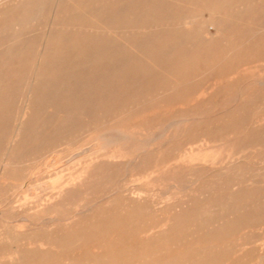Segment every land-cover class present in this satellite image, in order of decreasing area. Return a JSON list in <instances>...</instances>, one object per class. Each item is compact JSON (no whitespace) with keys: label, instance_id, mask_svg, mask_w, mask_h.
I'll use <instances>...</instances> for the list:
<instances>
[{"label":"rangeland","instance_id":"1","mask_svg":"<svg viewBox=\"0 0 264 264\" xmlns=\"http://www.w3.org/2000/svg\"><path fill=\"white\" fill-rule=\"evenodd\" d=\"M52 1L44 0V15L39 21L32 22L34 31L26 36L24 48L19 54L9 59L2 55L4 50L0 53V134L2 118L7 116L8 111L13 113L10 119L12 123H16L18 119L20 121L23 106L34 89L33 80H21V77L27 72L35 73L38 68L36 58L41 55L38 47L46 43L52 28L51 21H45ZM115 1L117 0H92L91 4L103 3L111 6ZM143 1L146 5H151L153 11L144 17L141 26L130 33H108L100 28L103 22L91 23L88 20L81 21L80 25H84V28H77L75 31L68 26L59 27L57 43L51 49H57L60 60L46 70L51 79L60 80L64 75L57 74L61 61L70 59L77 51L81 55L82 52L88 54V36L103 43L116 41L117 38L127 39L129 43L138 40L146 42L143 44L146 47L137 49L138 46L136 48L131 44L133 49L126 47L119 54L111 51L107 56L98 57L89 64L82 74L85 77L90 73L95 75L98 71L104 73L105 68L113 65L120 55L129 58L124 71L116 74L113 79L106 80L105 84L101 83L103 80L95 81L97 83L94 80H90L91 83L77 80V85H82L75 89L77 86L72 80L63 78L59 92L56 93L61 96L67 88H74L70 94H82L80 99L75 98V103L84 100L82 98L87 94L88 98H101L105 102L102 112L117 119L122 129L130 132V137L123 138L116 127L95 132L90 141H94L96 153L106 156L115 153L118 157L115 159L122 161L136 158L128 166L126 163H102L104 168L110 169L108 185L96 180L95 176L86 184H76L73 187L71 185L57 200L50 198L52 192L57 190V183L65 180L64 177L68 175L77 181L74 174L69 173L73 171V166L67 159L77 151L76 143L80 140V134L78 132L70 140L60 139L50 145L42 144L38 155L25 160L17 171L1 177L0 169V228L3 225L12 230L17 228L25 231V235L32 240L56 235L63 241L75 231L84 234L85 241L77 248L65 247L58 253H46L47 257L55 258L59 262H65L67 257L83 259L89 254L98 257L102 254L104 244L112 246L118 243L125 245L127 250L118 252L116 256H127V260L133 255H139L138 260L176 255L175 261L179 264L264 262L261 257L264 255V0H232L226 5L217 4L218 8L214 9L213 15L225 16L230 21L229 29L221 33H216L211 25L207 27L208 31L204 28L198 31L197 27L198 22L210 18V9H205V6L208 7L214 0H166L164 7L158 9L161 10L158 15L153 12L156 10L155 4L161 0ZM2 2L12 9L11 12L0 15V42L5 48L6 45L16 48L23 44L19 39L20 30L9 23L19 13L20 7H15L18 0ZM77 11L72 10L73 16ZM88 27L90 29H86ZM192 27L193 31L190 30ZM184 31L188 33H183ZM203 33L210 40L202 41L199 36ZM115 34L117 37H113ZM149 39L152 40L150 44ZM180 39L183 42H179ZM171 42L177 46L168 55L169 58L157 68L150 66L149 61H156L163 46ZM71 44L78 46L71 49ZM5 67L8 68V74L4 73ZM155 85L156 90L153 87ZM49 89L45 87L41 94ZM137 89L142 92L137 93L136 97L134 93ZM99 92L101 97H97ZM154 107L156 110H152ZM59 109L64 111L61 107ZM140 112L144 116H140ZM172 122L176 130L173 129ZM169 124L171 125L167 127ZM106 139L110 144L107 142L108 146L104 147ZM117 141L120 143L117 144ZM2 150H6L3 144L0 145V155ZM189 150L190 154H187ZM213 154L217 155L216 158ZM55 159L64 168L65 176L53 174V163L57 162ZM154 161L158 166L159 176L155 182V206H152L148 189L150 166ZM140 186L146 191L143 192L144 204L139 216L150 220L153 224L151 226L134 227L112 223L105 227H85L71 226L65 221L50 222V215L55 214L50 213L52 211L63 217L73 216L67 209L69 205H78L80 208L95 201L99 205L111 206L112 217L121 218L128 215L120 213L126 207L114 204L111 199L120 193L130 203L133 201L132 190ZM245 204L254 208L252 215L247 212L229 213L234 208L242 210ZM22 216H27L28 220H24ZM22 222L26 223L22 225ZM98 232H105V235L94 236ZM135 250L139 253L136 254ZM33 254L37 255V252ZM227 258L230 260L225 261ZM134 262L136 261L131 260L123 264Z\"/></svg>","mask_w":264,"mask_h":264},{"label":"bare ground","instance_id":"2","mask_svg":"<svg viewBox=\"0 0 264 264\" xmlns=\"http://www.w3.org/2000/svg\"><path fill=\"white\" fill-rule=\"evenodd\" d=\"M229 2H232V0H214L211 5H208V7L206 5L205 9H207V10L210 9V16H209L210 18L208 20L206 19V20H202V21L198 22V25H199V26H197L198 31L199 30L201 31L202 28L207 30V27L209 25H211L212 28L213 29L215 28V30L217 31L216 33L226 32V30L229 29V27H230V21L225 16L213 15V13H214L213 11H214V9L218 8L217 4L221 3V5H222V3H223L224 5H226ZM91 3H92V0L91 1L90 0H86V1L85 0H80V1H77V0H53L51 2L50 12H49L48 16L45 17V21H47V20L51 21L52 28H51L50 36H49L48 40L46 41V43L44 45H40L38 47V50L41 53L40 57L36 58L38 68H37L35 73L27 72V73L23 74L21 77V80H33V82H34V89H32L30 97L28 98V100L26 101V103L23 106L24 111L21 113L22 118L20 119V121H18L19 120L18 119V120H16V123H12L10 119H12L11 116L13 115V113L11 111H8L9 113L7 114V116H4L2 118V134H0V145L3 144L4 147L6 148V150H2V154L0 155L1 177H4L5 175H7L8 173H11L13 171H17L19 165L22 164L25 160H29L32 157L37 156L42 144L44 145V143H45V145H50L55 140H60V139L70 140L72 137L77 136L78 132H79L80 140H78L76 143L77 144L76 145L77 151H74L67 159V162L72 164V166H73V169H72L73 171L71 170L72 172H69V173L74 174L73 177L75 176L77 181L73 180L71 178L72 176L70 177V175H68L66 177L65 176L66 173L64 174V168H62L61 164H59V161H57V159H55L57 162H54L55 160H52L54 162V163L52 162L54 165L52 167L54 170L53 174L59 175V176H62V175L65 176L64 177L65 180L60 181V182L58 181L59 183H57V185H56L57 190H54V192H52V194L50 193L51 194L50 198L57 199V200L59 199V197H61L62 195H64L67 192L66 190L71 185L73 187L76 184H80V185L86 184L91 180V178H93L95 176H96V180H100V181H102V183H105L108 185L109 175H110V173H108V171L110 169L107 170L106 168H104L105 166H103L102 163H104V162L117 163V164H125L126 163V166H128L127 164L133 162L134 159L136 158L135 157L134 159H128L127 161H122V159H115V158H118L117 155H115V153L110 154L109 156L108 155L107 156L106 155H100V154L96 153V150H95L96 146L93 143L94 141L93 142L90 141L91 135L94 134L95 132H101L102 130L108 129L109 127H116L117 129H119L117 131H119L120 135L123 138L124 137L125 138L130 137V134H129L130 132H127L125 129H122V125L120 124L119 121H117V119L113 118V116L108 117L109 114L107 112H102L103 108L105 107V102L103 103V100L101 98H99V99L88 98L89 96L87 94L82 98L84 100H79V103H75L76 99L77 98L80 99L82 94L81 95L80 94L79 95L78 94H76V95L70 94L69 92L74 88H71V87L67 88V91H65L63 94L61 93L62 94L61 96L56 95V93H57V91L59 92L58 88L61 86V84H62L61 80H63V78H64V80H72V82L74 84H76V86H77V87H75V89L80 88L79 86L82 85V84H80L78 86L77 80H82V82H83V80H87L90 83L92 80H94V83H97L95 81L99 80L101 82V80H103V82H101V83L105 84L106 80H111L116 76V74L122 73L124 71L126 65L128 64L129 58L124 57L123 55H120V58H117L112 63L113 65L110 64L108 67L105 68L104 73H100L98 71V73H96L95 75L90 73V74H87V76L85 77L82 74L84 73V70L88 68L89 64L91 62L95 61V59L98 57H102L104 55L107 56V54L110 53L111 51L114 54H119V51L121 49H126V47L132 48V47H130L131 44H134V46L136 48L138 46L137 49H140V47L142 48L145 46V45L143 46V44H146V42H144L143 40H138V41L129 43V41L127 39L117 38L116 41H118V42H116L114 40H110L108 42L103 43L100 40H96L95 38L92 39L91 37L88 36L87 37L88 39H86V48L88 50V54L85 55V53L82 52L83 55H81L77 51V53L72 55V57L70 59H64L63 61H61L62 63L59 66V70H58L57 74H61V75L64 74V75H63V77H61L60 80H58L57 78L55 80L51 79V77L47 76V73H46V70L48 69V67L55 65L57 62L59 63V60H60V57H59L60 54H58L57 49L54 48V50H52L54 44L57 43V33L59 31V27L64 25V26H68L70 29L75 31L77 28H84L83 27L84 25H80L81 21L88 20L91 23H94V21H96L98 23L103 22V23H101L100 28H102L103 31L108 32V33H113V32L114 33L119 32L120 34L121 33H130V31H134L139 26H141L142 20H144V17L147 16L151 11H153L151 9V5H146L143 0H117L111 6H107V4H103V3H97L99 5H94V3L93 4H91ZM166 3H167L166 0H161V2H159L158 4H155L156 10H154V12H153L154 15H158V13L161 11L158 9H160V8L162 9V7H164V5ZM206 3H207V1H206ZM15 7H17V8L20 7V10H18L19 13L15 15L16 18L12 22H10V23L8 22V23H9V25H12V27H15L16 29L20 30L19 39L22 40L21 42L23 44H20V46H17L16 48H13V47L6 45L7 48H5L3 43L0 42V53L2 50H4V51H2V52H4L2 55L8 57L9 59L16 56L17 54H19L20 50L22 48H24L26 36H29V34L34 31V29L32 28L34 23H32V22H36V21H39L40 19H42L44 12H45L46 5H45L44 0H18V3L16 4ZM11 9L12 8L10 6L8 7V4L6 5L2 2V0H0V15L5 14V13L7 14L8 12H11ZM53 10H54V12H53ZM72 10L73 11L78 10L77 12H75L74 16L72 14ZM52 12H53V15H52ZM185 17H186V15H185ZM187 17H188V15H187ZM195 17H198V16H195ZM177 21L180 23L179 19ZM195 22H197V21H195ZM3 23H5V22H3ZM176 26H179V24ZM85 27H87V26H85ZM86 29H90V27H88ZM190 30L193 31V27ZM185 32L186 31H184L183 33H185ZM186 33H188V32H186ZM113 37H117V35L115 34ZM182 38H185V37H182ZM199 38L202 41L210 40V37L206 33L205 34L203 33V35L199 36ZM150 39L148 40V44L152 43V40H150ZM179 42H183V40L180 39ZM195 42H196V40H195ZM174 44L175 43L172 44V42H171L169 45L163 46L162 50H160V54H159V57L157 58V60L156 61L150 60L149 65L151 64L150 66H152L154 68H157V66H160L161 65L160 63L167 60L169 58L168 55H170L172 53L173 49L176 48L175 46H177V44L176 45H174ZM76 46H78V45L77 44H71L70 47H71V49H73ZM80 46L82 47L84 45H80ZM50 50H52V52H50ZM135 53H137L136 50H135ZM215 54H216V52H215ZM130 55H132V54H130ZM160 72H163V70ZM4 73L8 74V68L7 67L4 68ZM136 78H137V76H136ZM174 82L176 83V80H174ZM177 84H179V83H177ZM155 86H153V87L156 90L157 86H156V88H155ZM45 87L50 88V89L48 92L42 93L44 95L43 96L41 94V91H43L45 89ZM153 87H152V89H153ZM211 88H213V85ZM140 91L142 92V90L137 89V91L134 93V95L137 97L138 94L140 93ZM149 91L152 92V90H149ZM60 92H62V90H60ZM40 94H41V96H38ZM99 95L97 97H101L102 94L99 92ZM139 99H141V97H139ZM146 99H148V98H146ZM149 99L154 100L153 97H149ZM172 101H174V100L172 99ZM193 101L194 100L192 99V102ZM71 102H73V104H71ZM139 104H141V102H139ZM181 105H182V103H181ZM60 107H61V109L63 108L64 111L60 110L59 109ZM173 108L174 107H172V109ZM152 110H156L155 107ZM141 113L142 112H140V114H139L140 116L143 115V113L142 114ZM131 115L129 117H131ZM139 115H137V116H139ZM134 116H136V115H134ZM115 117H119V116H115ZM191 120L192 119H190V121ZM196 120H197V118H196ZM185 122H187V121H185ZM170 125L171 124H169L167 127H169ZM172 125H173V122H172ZM176 126H178V125H176ZM174 127H173V129L176 130V127L175 128ZM178 129H179V127H178ZM114 131H116V130H114ZM224 131H225V129H224ZM157 132H158V127H157ZM150 133H152V132H150ZM260 133H263V132H260ZM161 135H162V133H161ZM173 136H174V131H173ZM99 137H97V138H99ZM101 137L103 139H105L104 136H101ZM133 137H135V136L133 135ZM152 137L154 138L155 136H152ZM246 137L247 136H245V138ZM102 138H100V139H102ZM100 139H99V141L102 142V140H100ZM126 140H129V139H126ZM136 140L139 142L142 141V140H138V139H136ZM146 140H145V142L148 141V140L147 141ZM107 142H108V139H106V143H105L104 147L108 146V143L110 141L108 143ZM118 143H120V141H117V144ZM142 143H144V141ZM142 145H144V144H142ZM135 147L137 148V146H135ZM150 147H152V146H150ZM143 148H144V146H143ZM248 148H250V147H248ZM104 149H106V148H104ZM115 149H117V148H115ZM134 150H135V148H134ZM190 150L187 152V154L190 152ZM185 151H187V149ZM219 151L220 150H218V152ZM131 152H132V150H131ZM218 152H217V155H218ZM228 152H230V151H228ZM117 153H119V152H117ZM202 153H203V151H202ZM152 154H154V153H152ZM182 154H184V152ZM215 155L213 154V157H215ZM180 156L182 157V155H180ZM185 156H187V155H185ZM195 156H194V158H195ZM154 157H155V155H154ZM181 157H180V160H181ZM208 157L210 158L211 155ZM176 160H178V159L176 158ZM182 160L184 161L185 159H182ZM206 160L207 159H205L204 161H206ZM188 161H189V159H188ZM212 161L213 160L211 158V162ZM189 162H191V161H189ZM194 162H195V160L192 163H194ZM48 166H50V165H48ZM150 169L151 170L149 171V173H150L151 179L149 182L150 188L148 189V192L150 194V197H151L150 200L151 201L149 200V202L152 204V206H155V204H154L155 203L154 195H155V191H156V183L155 182L159 176V169H158V166H157L155 161H154V163L151 164ZM148 170L149 169H147V171ZM198 170H200V168ZM146 176H147V174H146ZM134 180H135V178H134ZM136 180L138 181L137 177H136ZM142 180H144V179H142ZM132 183H134V181ZM31 187L32 186H30V189L32 190ZM50 188H51V186H50ZM104 190H106V189H104ZM145 191L146 190L142 186L132 190L131 194H132V200L133 201H130V203H127L126 199H124L122 194H120V193L117 194L113 199H111V201L113 200L114 204H118V205L126 207L123 210H120V213H128V215H125L121 218L112 217L113 212H112L111 206L99 205L95 201L89 205L81 206L80 208L78 207V205L77 206L76 205H74V206L69 205L67 207V209H68V211H70V214H73V216L67 215L66 217H63L59 213H57L56 211H52L50 213H55V214H53V215L51 214L49 219H50V222H52V223H56L59 221H65V223H68L71 226L80 225V226H85V227H95L97 225L105 227L106 225L108 226L112 223H114V224H120V223L128 224V225H132L134 227H139V226H144V225L151 226L152 223L150 220L144 219V218H142V216H139V211H141V208L144 204L142 196H143V194H145V193H143ZM206 191H208V190H206ZM22 194H24V192ZM28 195H30V194H28ZM48 197H49V195H48ZM26 199H28V197H26ZM44 202H45V200H44ZM106 204H108V203H106ZM39 205H41V204H39ZM37 208H38V206H37ZM253 210H254L253 207L250 208L249 204H245L242 207V210L239 208H234V209H232V212L230 210L229 213L233 214L236 212H240V213L247 212V213H251V215H252ZM46 216H48V214ZM22 218L24 220H28L27 216H22ZM24 223H26V222H24ZM24 223L22 222V225H24ZM18 224H19V222L17 223V225ZM164 224L166 225L167 222L163 223V225ZM20 226L21 225H19V227ZM166 227H164V228H166ZM19 229H21V228H19ZM151 229H152V227H151ZM25 234H26L25 231L17 230V228H16V230L15 229L12 230L10 227L4 226V225L2 228H0V264H123V263H128L131 260L136 261V262H134V264H179L177 261H175L177 259V258H175L176 255L174 257L167 255L165 257H160V258L154 257V258H150V259L145 258L142 260H138L139 255H133L132 257L129 258L130 260H127L128 259L127 256H126V258H123L122 256L121 257L119 256L120 258H118L116 256L118 252L121 253L122 250L126 252V250H127V249H125L126 248L125 245L121 246L120 243H118V242H117L118 244H114L112 246L104 244L102 246V249H101L102 254L98 257L94 256V255L92 256L91 254H89V255L83 257V259L82 258L80 259L77 257H67L65 262H62V261L59 262L55 258L47 257L46 253L50 252V251L52 253L53 252L58 253L59 250L65 248V247H69L70 249H75L80 244L84 243V241H85L84 234H80V233L75 231L74 233H72L70 236H68L63 241H61L60 238L56 235L53 237L47 236V238H45L46 236L45 237L42 236L41 238H38V239L36 238V240H32L30 238V236L28 237ZM104 235H105V232H98L97 235H94V236L100 237V236H104ZM33 252H37V255L33 254ZM135 252H137V251L135 250ZM138 253L139 252H137L136 254H138ZM261 257L264 258V255H261ZM229 260L230 259L227 258L225 261H229ZM254 264H264V262L261 261V262L254 263Z\"/></svg>","mask_w":264,"mask_h":264}]
</instances>
